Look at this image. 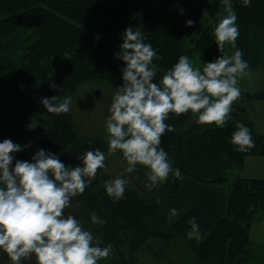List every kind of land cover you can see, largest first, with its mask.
<instances>
[{
    "label": "trees",
    "instance_id": "1",
    "mask_svg": "<svg viewBox=\"0 0 264 264\" xmlns=\"http://www.w3.org/2000/svg\"><path fill=\"white\" fill-rule=\"evenodd\" d=\"M232 7L240 25L235 49L244 51L249 69H264V0L249 6L232 0ZM223 8V0H0V140L10 137L22 145L31 140V148L17 158L30 160L43 147L58 152L69 167L86 149L106 152L105 137L84 135L72 111L50 113L40 98L57 94L60 100L73 99L93 83L116 91L123 83L124 62L114 53L129 24L138 26L162 55L154 60L156 79L182 53L198 58L202 68L204 60L220 54L214 28ZM187 19L196 22L187 26ZM51 80L57 90L49 87ZM248 101H264V83L256 92L241 91L223 128L197 124L191 111L169 113L167 122L174 129L164 134L162 145L181 169L180 178L170 174L148 187L149 169L138 165L125 173L133 179L124 197L113 200L104 190L111 177L105 168L98 169L65 212L112 243V254L99 264H148L144 254L152 264H264V243L252 235L264 218V179L234 173L247 157H264V133L249 114ZM237 121L253 132L250 152L237 151L230 142ZM33 131L40 137L34 139ZM171 207L180 214L170 222ZM93 211L105 223H92ZM192 216L200 225L199 239L187 236ZM0 264H11L6 253H0ZM24 264H36L34 256Z\"/></svg>",
    "mask_w": 264,
    "mask_h": 264
},
{
    "label": "clouds",
    "instance_id": "2",
    "mask_svg": "<svg viewBox=\"0 0 264 264\" xmlns=\"http://www.w3.org/2000/svg\"><path fill=\"white\" fill-rule=\"evenodd\" d=\"M239 2L249 6L252 0ZM223 3L225 14L214 28L220 54L204 60L202 68L182 53L156 79L154 60L162 55L138 26L129 24L121 33L123 42L114 57L124 62L120 70L123 83L117 85L112 96L105 139L108 153L120 150L127 165L123 172L104 181V190L113 200L124 197L133 179L124 173H133L138 165L149 169L144 181L148 187L163 183L170 174L181 177V169L174 167L162 145L164 134L174 129L167 122L169 113L191 111L197 124L214 123L220 128L231 119L233 101L241 96L238 77L249 71V61L239 47L232 55L223 51L226 43L234 45L240 36L232 0ZM195 22L187 19L185 23L192 26ZM49 87L58 89L54 80ZM39 103L50 113L72 109L71 96L62 100L57 94L43 96ZM230 142L240 152H250L255 146L252 130L242 121L236 122ZM32 143L30 140L22 145L10 137L0 140V253H6L11 264H24L33 256L36 264H99L112 254V243H105L65 209L93 182L98 169L107 167L106 152L99 147L86 149L72 167L58 152L43 147H37L30 160L17 158ZM179 214L178 208L171 207L168 220L173 221ZM89 215L92 223H105L96 212ZM188 223V238L199 239L197 217L192 216Z\"/></svg>",
    "mask_w": 264,
    "mask_h": 264
},
{
    "label": "rangeland",
    "instance_id": "3",
    "mask_svg": "<svg viewBox=\"0 0 264 264\" xmlns=\"http://www.w3.org/2000/svg\"><path fill=\"white\" fill-rule=\"evenodd\" d=\"M223 14H225V8H223ZM224 51L228 55H232L235 51V44L233 45L232 43H226ZM193 62L196 66H200V60L198 58H195ZM263 77L264 69L262 67L249 69L246 74L238 77L241 91L250 93L258 91L264 83ZM114 92L115 91L107 84L101 85L98 83H93L88 84L80 89L78 95L72 99L71 111L76 115L84 135L98 137L106 136V117L109 115L108 109ZM252 102L248 101L246 103V107L249 108ZM260 115L264 119V111H261ZM39 137L40 135L38 134V131H33V138L35 139ZM106 154L107 167L105 168V173L110 177H114L123 172L127 162L124 159L122 152L117 150L114 153H108L107 150ZM239 171H235L234 173L238 174ZM252 235L255 240L261 238L264 239V218L259 219L255 223V231H252ZM144 258V262L148 261V264H152V260L149 259L147 254H144Z\"/></svg>",
    "mask_w": 264,
    "mask_h": 264
},
{
    "label": "crops",
    "instance_id": "4",
    "mask_svg": "<svg viewBox=\"0 0 264 264\" xmlns=\"http://www.w3.org/2000/svg\"><path fill=\"white\" fill-rule=\"evenodd\" d=\"M247 109L256 124L258 132L264 133V119L260 115V112L264 111V101L252 102ZM238 174L242 177L264 179V157H247L244 167L238 172ZM253 230L255 231V225ZM256 241L264 243L263 238L256 239Z\"/></svg>",
    "mask_w": 264,
    "mask_h": 264
}]
</instances>
